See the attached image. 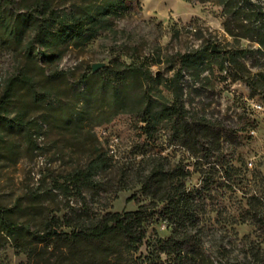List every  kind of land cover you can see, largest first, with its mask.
Returning <instances> with one entry per match:
<instances>
[{
  "label": "trees",
  "instance_id": "obj_1",
  "mask_svg": "<svg viewBox=\"0 0 264 264\" xmlns=\"http://www.w3.org/2000/svg\"><path fill=\"white\" fill-rule=\"evenodd\" d=\"M220 3L226 32L259 46L235 49L221 62V70L232 83H245L254 96L259 88L264 90V71L253 74L243 60L255 54L264 58V8L251 0ZM128 11L126 0H0V45L23 58L20 69L8 77L0 91V157L11 160L18 156L19 145L13 139L16 135L24 137L33 152L40 149L37 141L47 123L33 113L42 110L46 122L69 135L88 158L85 166L74 169L62 183L56 182L49 189L41 185L14 207L0 203V248L10 244L27 255L32 264H246L231 258L226 247L213 252L207 249L200 199L207 183L197 192L188 190L186 183L192 174L188 166H170L161 156H144L140 162L143 167L130 174L134 183L123 187L126 190L141 185L149 203L137 211L93 217L83 209L60 218L50 217L44 210L47 195L63 192L81 196L84 190L101 186L96 177L111 167L109 149L96 134L104 115L140 116L148 138L165 124L178 145L197 162H220L222 142L228 137L224 121L190 117L179 83L186 71L192 73L195 83L201 81L202 73L209 68L205 63L221 57L213 46L205 55L179 57L181 68L171 87L173 100L153 90V81L160 77L145 63L114 58L96 72L93 66L87 68L79 77L60 68L71 47L84 48L102 32H112V19ZM24 202L41 215L38 228L16 219ZM155 214L167 222L171 233L143 258L138 255L146 225ZM254 222L264 228V216Z\"/></svg>",
  "mask_w": 264,
  "mask_h": 264
},
{
  "label": "rangeland",
  "instance_id": "obj_2",
  "mask_svg": "<svg viewBox=\"0 0 264 264\" xmlns=\"http://www.w3.org/2000/svg\"><path fill=\"white\" fill-rule=\"evenodd\" d=\"M251 1L264 8V0ZM126 3L129 11L112 19V32H102L84 48L71 47L60 68L79 77L87 68L96 64L107 66L114 58L145 63L160 77L153 81V90L173 100L175 92L171 87L181 68L179 57L205 55L208 47L213 46L221 57L205 63L209 68L202 73L201 81L195 83L192 73L186 71L179 83L190 117L224 121L228 137L222 142L220 162H197L178 145L173 131L165 124L159 126L153 138H148L140 116L104 115L96 134L109 149L111 167L96 177L101 186L86 189L81 196L63 192L47 195L45 212L50 217L62 218L69 211L83 209L89 210L93 217L137 211L149 203L142 195L141 185L126 190L123 187L134 183L130 174L143 167L140 162L144 156H161L170 166L180 163L188 166L192 173L186 183L188 190L197 192L207 183V191L200 197L207 249L213 252L223 246L235 260L264 264V228L254 222L256 217L264 216V115L252 109L253 103H264V90L259 88L253 96L245 83H232L221 70V62L235 49L259 46L226 32L220 0H126ZM243 61L253 74L264 71V58L258 54ZM22 64L21 55L0 45V91ZM224 65L229 67L227 63ZM33 115L47 123L37 141L40 149L33 152L27 140L16 135L13 139L19 145L18 156L11 160L0 157V203L6 207L17 206L20 198L41 185L49 189L56 182L62 183L64 177L87 163V155L69 135L46 122L42 110ZM16 219L35 229L42 217L24 202ZM170 233L167 222L155 214L146 225V237L138 256L150 255ZM0 264H32V260L8 244L0 248Z\"/></svg>",
  "mask_w": 264,
  "mask_h": 264
},
{
  "label": "built area",
  "instance_id": "obj_3",
  "mask_svg": "<svg viewBox=\"0 0 264 264\" xmlns=\"http://www.w3.org/2000/svg\"><path fill=\"white\" fill-rule=\"evenodd\" d=\"M252 109L264 115V103H253Z\"/></svg>",
  "mask_w": 264,
  "mask_h": 264
},
{
  "label": "water",
  "instance_id": "obj_4",
  "mask_svg": "<svg viewBox=\"0 0 264 264\" xmlns=\"http://www.w3.org/2000/svg\"><path fill=\"white\" fill-rule=\"evenodd\" d=\"M214 50H215V48H214ZM104 67H105L104 64H96V65H93V72H96V71H98V70H100V69H102Z\"/></svg>",
  "mask_w": 264,
  "mask_h": 264
}]
</instances>
